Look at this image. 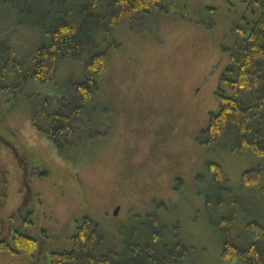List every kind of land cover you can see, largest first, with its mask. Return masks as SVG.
I'll use <instances>...</instances> for the list:
<instances>
[{"label":"rangeland","instance_id":"374dc122","mask_svg":"<svg viewBox=\"0 0 264 264\" xmlns=\"http://www.w3.org/2000/svg\"><path fill=\"white\" fill-rule=\"evenodd\" d=\"M166 1L173 12L136 16L142 33L123 21L98 37L108 50L107 69L86 104L95 120L87 121L86 111L80 116L78 146L60 153L32 125L30 102L49 101L52 108L76 103L84 61L62 60L53 81L29 80L17 95L0 92V240L14 248L15 230L36 240L33 258L0 251V264H50L52 252L73 246L83 216L119 235L155 214L168 226L166 241L178 232L190 247L183 264L236 263L222 256L223 235L211 218L233 216L231 237L240 247L251 238L248 222L264 225V193L242 184L243 173L261 162L197 141L209 114L220 108L215 92L230 63L224 49L246 38L257 16L243 0ZM0 39L9 40L28 67L42 33L0 7ZM112 41L118 47H109ZM102 124L110 128L105 137L99 136ZM209 162L223 167L241 198L237 208L208 211L206 195L214 188ZM29 190L34 195L23 205ZM118 203L123 208L115 215Z\"/></svg>","mask_w":264,"mask_h":264},{"label":"trees","instance_id":"16d2710c","mask_svg":"<svg viewBox=\"0 0 264 264\" xmlns=\"http://www.w3.org/2000/svg\"><path fill=\"white\" fill-rule=\"evenodd\" d=\"M243 1L257 18L246 38L236 42L233 49H224L230 53V63L221 72L215 92L220 108L209 114L207 126L197 141L202 146L228 148L232 153L259 160L258 166L243 173L242 184L244 189L264 193V0ZM0 7H10L20 24L38 28L42 33L39 48L30 54L28 67L12 43L0 39V92L17 95L29 80L53 81L62 60L84 61L83 81L75 85L80 93L76 103L52 108L49 101L30 102L32 125L60 153L68 146H78L80 139L74 135L81 130L80 116L85 111L89 114L87 121L95 120L86 104L99 89V80L108 63V50L100 47L98 37L111 35L123 21H128L132 30L140 34L137 15L156 18L158 14L173 12L166 0H0ZM112 46L118 44L112 41L109 47ZM14 76L19 80L11 81ZM102 128L99 136L105 137L110 128L104 124ZM15 154L23 164L19 153L15 151ZM208 168L214 184L213 191L206 195L208 211L217 212L226 206L237 208L241 198L231 187L223 167L209 162ZM32 195L31 191L27 193L23 205ZM211 221L223 235L225 259L236 258L235 264H264L263 224L248 222L245 231L251 238L245 247H240L231 237L233 216L221 217L217 222L211 218ZM167 231L168 226L155 214L123 227L119 235L106 233L93 218L83 216L77 220L73 246L52 252L50 264H183L191 249L178 232L173 241H166ZM12 240L14 248L8 240H0V251L17 250L33 258L35 239L15 230Z\"/></svg>","mask_w":264,"mask_h":264},{"label":"flooded vegetation","instance_id":"af4514ba","mask_svg":"<svg viewBox=\"0 0 264 264\" xmlns=\"http://www.w3.org/2000/svg\"><path fill=\"white\" fill-rule=\"evenodd\" d=\"M29 191H31V192H33L32 190H29ZM117 207H121V209L123 208V205L122 204H120V203H118V204H116L115 205V208H117ZM121 209H120V212H121ZM3 224L5 223L4 221H1ZM0 226H1V224H0ZM10 229V226L8 227V230Z\"/></svg>","mask_w":264,"mask_h":264},{"label":"water","instance_id":"95a60500","mask_svg":"<svg viewBox=\"0 0 264 264\" xmlns=\"http://www.w3.org/2000/svg\"><path fill=\"white\" fill-rule=\"evenodd\" d=\"M121 207H117L115 210V215H118V213L120 212Z\"/></svg>","mask_w":264,"mask_h":264}]
</instances>
